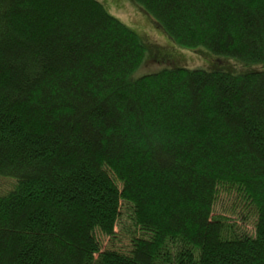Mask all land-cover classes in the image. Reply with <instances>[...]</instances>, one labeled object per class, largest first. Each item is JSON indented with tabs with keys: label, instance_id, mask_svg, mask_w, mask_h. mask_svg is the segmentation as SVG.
Here are the masks:
<instances>
[{
	"label": "trees",
	"instance_id": "16d2710c",
	"mask_svg": "<svg viewBox=\"0 0 264 264\" xmlns=\"http://www.w3.org/2000/svg\"><path fill=\"white\" fill-rule=\"evenodd\" d=\"M133 1L210 69L146 38L136 77L147 48L100 1L0 0V264H264V0ZM123 209L131 247L102 250Z\"/></svg>",
	"mask_w": 264,
	"mask_h": 264
},
{
	"label": "rangeland",
	"instance_id": "374dc122",
	"mask_svg": "<svg viewBox=\"0 0 264 264\" xmlns=\"http://www.w3.org/2000/svg\"><path fill=\"white\" fill-rule=\"evenodd\" d=\"M98 1L106 6V9L112 16L121 20L127 27L134 30L146 46L145 59H148V61L145 63V66L142 65L141 69L136 73V77L155 72L161 68V66L156 63V60H153L158 48L155 47V50H153L151 45L146 41L147 39L153 44L156 43L171 50L174 55V61L172 62L177 63L174 66H182L190 70L210 69V62L212 57L214 58V56H211V52L202 47L189 49L173 46V42L157 27L151 17L143 13L142 9H140L138 4L133 0ZM226 62H228V65H231V70L229 69V71L234 73L240 71L246 72L250 70V67L256 68L255 66L244 68L241 64H236L235 60L230 58ZM6 183V179H0V191L7 188ZM122 212L124 216L119 221L118 225H116V234L114 237H107L101 234L98 235L102 250L115 249L127 251L131 247V240L132 237H134L133 232H136V229L132 222L125 216L126 210L123 209ZM213 215L227 217L231 222L237 224L238 231L240 232L250 235H254L255 233L256 219L253 212L231 193L224 192L223 190L219 192Z\"/></svg>",
	"mask_w": 264,
	"mask_h": 264
}]
</instances>
